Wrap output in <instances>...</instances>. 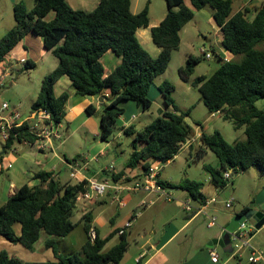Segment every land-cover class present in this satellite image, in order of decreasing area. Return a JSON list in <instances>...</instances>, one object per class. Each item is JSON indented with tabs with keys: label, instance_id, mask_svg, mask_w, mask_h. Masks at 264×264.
Masks as SVG:
<instances>
[{
	"label": "trees",
	"instance_id": "obj_1",
	"mask_svg": "<svg viewBox=\"0 0 264 264\" xmlns=\"http://www.w3.org/2000/svg\"><path fill=\"white\" fill-rule=\"evenodd\" d=\"M165 1L166 16L150 29L152 41L160 49L159 55L153 57L137 37L139 29L150 25L148 5L134 13L132 0H100L94 10L87 12L73 9L68 0H33V7L29 9L23 0H19L13 10L15 25L0 39V67L29 32L39 35L44 48L58 59V65L42 79L31 110L43 109L50 113L55 124L63 122L70 94H55V86L62 77L68 78L74 93L83 97H96L108 89L111 98L103 107L100 120L101 138L107 140L124 113L123 101H133L143 110L151 107L149 90L155 79L167 70L172 53L179 50L181 30L193 20L195 11L210 6L213 19L221 29L223 49L242 58L239 61L223 59L212 75L198 76L191 85L199 91L209 112L219 111L236 130L244 129L245 139L229 143L218 130L202 133L198 159H202L207 151L216 155L220 168L204 165V169L210 182L220 190L230 183L224 178L227 170L235 174L239 170L258 167L264 173V111L257 107V102L264 98V48L260 47L264 44V2L256 15L249 18L247 8L233 14L232 0H189L191 7L185 0ZM50 13H54V17L48 20ZM110 50L121 58V63L105 77L101 58ZM199 62L200 58L188 57L179 69L180 78L188 82ZM31 64L28 61L27 65L34 66ZM159 90L165 105L173 111L163 112L135 135L126 169L135 170L142 164L147 173L152 163H167L190 140L191 132L184 124L190 110H178L170 82L164 81ZM94 111L92 106L86 108L88 115ZM124 132L135 134V127L130 125ZM36 140L24 124L10 131L4 149L7 152L14 143L34 144ZM76 159L66 158L69 163ZM60 175L61 172L53 171L36 173L33 178L40 181L38 185H22L0 207V236L30 250L44 232L51 237L45 241V247L52 250L54 260L24 261L2 250L0 264L121 263L129 246L125 231L120 234L118 244L105 250L106 244L120 230L103 238L98 229L93 228L92 211L84 213L80 219L86 234L81 249L73 255L60 252L56 238L67 237L75 229L76 224L71 218L76 197L86 191L88 183L87 180L63 182ZM159 183L165 188L181 189L191 199L205 203L201 192L203 183L199 181L184 179L173 186L159 179ZM250 210L245 206L236 215H246ZM16 224L20 225V233L14 229ZM91 229L96 233L94 240L89 235Z\"/></svg>",
	"mask_w": 264,
	"mask_h": 264
},
{
	"label": "rangeland",
	"instance_id": "obj_2",
	"mask_svg": "<svg viewBox=\"0 0 264 264\" xmlns=\"http://www.w3.org/2000/svg\"><path fill=\"white\" fill-rule=\"evenodd\" d=\"M13 1L15 2L19 0ZM23 1L28 9L31 8L33 0ZM232 1L234 14L240 10L241 5L246 0ZM185 4L191 6L189 0H185ZM147 5L149 7L150 23H155L156 20L162 18L167 12V3L165 0H132L133 11L139 12ZM93 8V5H89L82 9L88 11ZM5 16L6 15H4L3 19L0 17V39L11 27L15 25L14 15L11 14L10 18L9 16ZM28 35L41 40L39 35L29 32L24 37L23 42H26L25 40H27L26 38ZM182 38L183 41L179 50L172 53V58L167 70L155 79L149 90L148 96L152 101V105L148 110H143L142 107L138 106L133 101H123L121 106L124 109V113L120 116L113 132L107 140H103L101 138L100 120L103 109L90 116L86 114L87 117H91V121L86 126L79 129H74V127L69 125L66 120H63V127L59 129L62 138L54 140L53 145L56 148V152L60 154L62 158L65 157V159L67 158L69 160H72L74 157L85 159L84 163H88L87 168H89L88 174L90 177L94 176L96 173H98L97 176L100 177L103 175L102 169L107 168L111 164H114L116 169L125 167V164L133 151L132 141L135 135L142 131L157 117L161 116L163 112L173 111L172 107L169 108L165 105L163 96L159 90V86L164 81H168L174 87L172 96L178 110L180 112L190 110V113L184 120V124L187 128H189L191 136L190 140L183 148H181L173 159L161 165L159 172L160 178L163 182L172 184L173 186H177L184 179L195 180L203 183V187L207 195L213 196L214 194H217V213L215 212L214 215L217 218H220L223 212L234 214L235 211H238L242 207L241 203H248V201H252L256 196H258L256 203L264 201V173H262L258 167H251L248 170H239L233 174L232 181L224 190H217V188L209 181V174L204 169V165H211L214 168H220V165L216 155L212 151H207L202 159H198L197 154L198 149L201 146V134H211L218 130L229 143L245 139V134L244 129L236 130L230 121L223 119L222 115H215L212 117L213 115L201 101L199 91L191 85L192 80L198 76L212 75L214 71H216L223 63V59L225 57H222L224 51L221 48V34L217 32V26L213 19V9L210 6H206L201 10L195 11V17L189 22L186 27V31L182 33ZM22 46L23 43L20 47L22 48ZM26 47L27 49L33 47L36 51H38L37 44L35 41H31L30 39H28V45L26 44ZM260 47L264 48V44ZM152 48L158 47L152 42ZM145 49L148 50V48ZM202 50H204L206 54H209L211 58H206V54H203ZM190 56L200 58V62L196 65L195 72L191 76V79L188 82H185L179 76V69L185 65L187 58ZM228 56L230 60L234 61H239L242 58V56H233L230 54H228ZM220 57L222 59H220ZM52 58H54V56ZM32 61L33 63L36 62L35 59H32ZM27 63L28 60L25 58H14L11 62H7L2 65V69L0 70V79H3V85L0 86V105L3 102H7L10 105V109L16 108L21 112V114L27 111L29 114L31 111V99L37 95L41 87L42 79L52 71L50 61L37 62L36 66H30L27 65ZM71 90H73L72 87ZM257 107L264 111V98L257 102ZM124 122L133 123L136 133H125L122 126ZM29 148H31L32 153H39L35 146H31ZM104 148L105 150H102ZM0 152L2 151L0 150ZM138 171L140 172L141 169L137 168L136 172ZM8 175H13L11 170L6 172L5 177ZM65 179H68V176H65ZM2 183L3 176L0 179V207L2 206ZM170 189L171 188L166 187L167 191ZM227 192L230 193L234 199H236V196L240 199L234 203V206L231 209H227L224 205V201L227 199L225 195ZM147 195L148 193L143 191H122L120 193H115V197L117 196L118 198H123L126 204H128L127 207H121L113 203L111 204L112 196H108V193L102 197H95L92 200L77 202L74 215L71 218L72 222L76 224V227L67 237L57 239L58 249L65 255H73L81 249V245L86 241V234L83 229V224L80 223V219L86 211L90 210L93 206H96V202L99 198L106 200L107 205L105 207H107V211L103 214V220L100 224L98 223V226L102 235H108L115 225L114 223L109 222V217L115 214V221L120 222L122 216L127 213V211L135 207V205ZM178 195L187 196L186 192L181 189H175L173 191L172 199H168L167 197L160 195H153L151 198L147 196V201L151 199L156 202V206L152 208V216H149L148 219H155L157 223L160 224L164 221V216L166 214L173 213V210L174 212L180 210L183 218H185L188 213L183 208L178 207L175 200V196ZM166 203H171L172 207H165L164 204ZM190 203L193 207H198L199 204V202L191 198ZM213 208L214 206L208 209V213H211L214 210ZM140 212L138 210L136 211L135 218L139 217ZM117 213H119V215H117ZM145 219L146 217L141 219L140 222L142 223ZM203 219L204 217L201 216L198 220L203 221ZM131 220L133 221V219ZM255 225L256 222L254 219H250L247 225L248 230H254V235L264 230L263 228L257 231L254 229ZM205 228H208L206 223ZM215 228L217 227H214V229ZM137 231H142L141 225H138ZM137 231H135L136 235ZM130 233V230H128V242L131 246L129 254L131 255L135 250V241L133 240V237H136V235L134 234L131 236ZM46 237L47 234L42 233L41 241L38 243L36 251L34 252L27 251V249L21 245H15L17 246L15 248H19V250H15V252L11 251V253L24 261L54 260L52 250L49 249L47 251L44 246L43 241ZM120 239L119 235H115L107 243L105 250H109L118 244ZM257 240L260 244L264 243L261 237ZM245 253V249L241 251V255L243 254V256H245L244 259L248 256ZM130 255H127V259L123 258L120 264H123V262L126 264H132L133 260Z\"/></svg>",
	"mask_w": 264,
	"mask_h": 264
},
{
	"label": "crops",
	"instance_id": "obj_3",
	"mask_svg": "<svg viewBox=\"0 0 264 264\" xmlns=\"http://www.w3.org/2000/svg\"><path fill=\"white\" fill-rule=\"evenodd\" d=\"M17 1L13 0H2L0 3V17L3 19L4 15L5 17L10 18L11 14L14 15V5ZM100 0H68L69 5L75 9V10H83L86 11L85 8L89 5H93L94 8L88 10L92 11L94 10ZM264 0H246L242 5L240 10H244L245 8L248 9V17L253 18L256 15V12L260 9L261 5L263 4ZM33 2L31 4V8L33 7ZM187 5V4H186ZM191 7V6H190ZM238 10V11H240ZM237 11V12H238ZM136 13L137 11H133ZM140 12V11H139ZM138 13V12H137ZM167 13V12H166ZM235 14V13H234ZM166 16V14L162 17L156 20L155 23H150L149 27L146 29H139L137 32V37L142 44L144 48H148V51L153 57H157L160 53L159 48H152V38L150 29L154 26H157L160 24V22L163 20V18ZM54 17V13H50L48 16V20L52 19ZM215 22V21H214ZM189 24V23H188ZM188 24L181 30V44L183 41L182 33L186 31V27ZM216 24V23H215ZM217 26V25H216ZM12 28V27H11ZM10 28V29H11ZM9 29V30H10ZM217 32L221 34L220 27L217 26ZM26 42H23L22 40L6 57L5 62L2 64L4 65L7 62H11L14 58L21 59L25 58L28 61H30L34 66H36L37 62H47L50 61L51 63V70L53 71L56 66L58 65V59L53 55L52 51H48L44 48L43 40L34 38V36L28 35ZM28 39L31 41H35L38 47V51H36L33 47H30L27 49L26 44L28 45ZM23 43L22 48L20 47ZM222 45V44H221ZM147 46V47H146ZM223 52V56L225 60H230L228 54L232 55L231 53L225 51L223 47L221 46ZM54 58H52L53 56ZM228 56V57H227ZM32 59H35V63H33ZM101 62L104 66V76H108L111 74L114 69L121 63V58L118 57L113 51H108L102 58ZM2 67H0V70ZM51 71V72H52ZM40 90V89H39ZM64 92H68L70 94L69 101L67 103V114L64 118V120L67 121V123L74 127V129H79L84 126H86L90 121L91 117H87L86 114V108L88 106H92L95 111L93 114H95L97 111L102 110L105 105L109 103V100L111 98V92L110 90H105L101 95L96 97H83L80 95H76L73 90H71V83L66 77H62L55 86V94L57 96L61 95ZM39 93V91H38ZM37 93V95H38ZM37 95L33 97L30 101V105L32 106L34 100L36 99ZM30 106V107H31ZM31 109V108H30ZM13 110H16L20 112L18 109L14 108ZM21 113V112H20ZM22 116H27L28 111L21 114ZM88 115V114H87ZM213 115V114H212ZM221 115V114H217ZM90 116V115H89ZM213 115L212 117H214ZM133 118V116H132ZM133 125V123L130 122H124L122 124L123 128H127L128 126ZM61 123V128H62ZM6 142L2 141L0 138V179L3 176V187L1 190V199H2V205L6 203L9 196L13 194L19 187H21L24 184H28L30 187L38 185L40 181L38 179H34L33 176L40 172V171H53V172H61V178L63 182H71L76 183L79 182L80 178L86 177L90 179H96L98 181H104L107 179L111 180V183L118 184V185H132L137 181L144 182L143 176H142V170L139 172H136L135 170L126 169L125 167H122L120 169H117V174L110 175L108 172H106V168L102 169L103 175L98 177V173L94 174V176L90 177L88 174L89 168L84 169L81 171V173L78 174V178H72L71 173H73L75 170L72 168V166L69 164V162L60 154L56 152V148L52 144V147L46 151H39L37 149L36 144L32 143H14L12 147L6 152L4 149ZM36 147V149L39 151V153L34 154L31 152V148L29 147ZM102 150H105L102 149ZM102 154V153H101ZM83 159V163H84ZM83 165V164H82ZM142 165V164H141ZM139 166L138 169H142V166ZM11 170L13 175H8L5 177L6 172ZM109 176H108V174ZM100 175V174H99ZM65 176H68V179H65ZM158 178L160 181H163L160 178V173ZM210 181V177H209ZM175 189H170L169 192H172ZM217 190H219L217 188ZM202 194L205 196V202H208L213 197H216L217 201L215 203H212L208 205V209H210L212 206H214V210L211 213H208L210 216L216 217L214 214L216 211V204L218 203L217 194H214L213 196L207 195L205 193L204 187L201 190ZM108 196H112V202L111 204H117L115 201V191L110 189L108 190ZM153 195L157 194H148L147 196L151 198ZM187 196L178 195L175 196V200L178 207L182 208V203L186 200H189L191 197L186 192ZM226 197L233 198V206L234 203L239 199L238 196H236V199L230 194L226 193ZM228 195V196H227ZM142 198L132 209L127 211L125 213L120 222L115 221V214L111 215L109 217V222L114 223V227L112 230L108 233V235H102L101 230L99 229L98 223L100 224L103 220L102 216L107 211V205L106 200L98 199L96 202V206L92 207L88 211H92L93 213V228L98 229L101 236L103 238L109 236L113 231L124 229L128 222L131 223V225L126 228L124 231L127 235L128 240V230H130V234L136 235L135 231H137L138 225L142 226V231H137L136 237H133L135 241V250L130 255V243L128 246V250L125 253L124 258L127 259V255H130V257L133 260L132 264H264L263 262H257V263H250L249 257L252 254L253 250H261L264 254V243L260 244L258 243V240L260 237L264 241V230H262L260 233L255 234L250 242V247L245 249V254H247V258L244 259L245 256L243 254L238 256L232 245V241L230 243H225L223 246L217 244L213 246H209L210 243H212L215 240H220L223 237L224 232L228 228V226L231 224L232 219L236 216L237 213H239L243 207L248 206L251 210H255L258 213L263 214L264 216V201L256 203V200L258 196L253 198L252 201H242L246 203H241L242 207L235 211L234 214L232 213H226L223 212L222 216L220 218H217L216 226H213L211 228H205V223H208V219L203 214H195L194 212L188 213L185 218H183L181 211L177 210L173 213L166 214L164 217V221L162 223H157L155 219H148L149 216H152V208L156 206V202L153 200V205L147 208H143L141 212L139 211V207L141 206L142 202L145 201L148 197ZM264 196V194H263ZM188 198V199H187ZM123 200V198H121ZM148 200V199H147ZM240 200V199H239ZM264 200V199H263ZM149 201H152L151 199ZM198 202V201H197ZM222 202V201H221ZM226 201H224V205L226 207ZM201 205V203H199ZM198 204V206H200ZM128 204L123 200V205H119L121 207H127ZM165 207L170 208L171 203L164 204ZM233 206L231 208H233ZM160 207V206H159ZM158 207V208H159ZM172 207V206H171ZM227 208V207H226ZM227 208V209H231ZM139 211L140 215L139 217L135 218L136 211ZM159 210V209H158ZM86 211V212H88ZM156 211V210H153ZM85 212V213H86ZM142 213V214H141ZM119 215V213H117ZM148 215V216H147ZM201 216L204 217L203 221L198 220ZM143 222L141 223V219L145 218ZM133 219V221L131 220ZM220 220V221H219ZM219 221V223H218ZM82 224V223H81ZM123 224V225H122ZM214 227H217L214 229ZM264 226L261 228L263 229ZM14 229L17 233H20V225L16 224L14 226ZM44 233V232H43ZM46 234V233H45ZM150 234V235H148ZM42 235V234H41ZM116 235H119L117 233ZM51 238L47 235V237L44 239V246L45 241L47 239ZM64 238V237H63ZM58 238H56L57 240ZM62 239V238H61ZM41 238L37 243H35L34 247L32 249H27V251L34 252L36 251V247L38 243H40ZM58 242V240H57ZM84 244V243H83ZM82 244V245H83ZM19 244H12L8 242L5 238L0 236V251L5 250L10 255L16 256L11 253L15 252V250H19V248H15ZM81 245V247H82ZM107 245V244H106ZM46 248V247H45ZM26 249V248H25ZM48 251L49 249L46 248ZM215 250L217 251L219 255L218 260H213L210 256V251ZM61 252V251H60ZM123 264H126L123 262Z\"/></svg>",
	"mask_w": 264,
	"mask_h": 264
},
{
	"label": "built area",
	"instance_id": "obj_4",
	"mask_svg": "<svg viewBox=\"0 0 264 264\" xmlns=\"http://www.w3.org/2000/svg\"><path fill=\"white\" fill-rule=\"evenodd\" d=\"M203 54H206L204 50H202ZM206 58H211L209 54H206ZM3 85V79H0V86ZM221 114L219 111L214 113L213 115ZM24 124L28 126V132L32 135H34L37 140L34 144H36L37 149L41 151H46L52 147L54 140L61 139V134L59 132V129H61V124H55L51 118V115L49 112L39 109V110H31L27 116H22L20 112L10 109V105L7 102H3L0 105V138L2 141L6 142L9 138L10 131L15 128H20ZM28 143V142H27ZM186 144V143H185ZM182 145L181 148L184 147ZM72 168L75 170L73 173H71L72 178H77L78 174L81 173L82 170L87 169L88 163H83V158H77L73 162L69 163ZM83 164V165H82ZM161 169V164L159 163H152L148 172L146 173L143 169L142 170V176L144 178V182L137 181L132 185H118V184H111V180H104V181H98L96 179H90L86 177H81L79 182L83 180H87L86 185V191L80 192L76 197V204L77 202H81L84 200H92L95 197H102L105 195L108 190L112 189L116 193H120L122 191H133V192H147L148 194H157L160 196L167 197L168 199H172L173 195L172 192H169L166 190V188L159 183V172ZM106 172L114 175L117 174V169L114 164H111L106 168ZM224 178L228 180V182H231L233 178V171L227 170L224 172ZM115 201L119 205H123V200L121 198L115 197ZM217 201L216 197H213L208 202L201 203L198 207H193L190 203V199L186 200L182 203V208L188 212L195 214H203L208 219V227L211 228L216 225V217L210 216L207 213L208 205L215 203ZM233 198L228 197L226 199V207L231 208L233 206ZM154 203L153 201H143L141 206L139 207V211H141L143 208H147L152 206ZM131 225L130 222L127 223L126 227L124 229H121L119 231V234H122L126 228H128ZM248 221H245L239 225V227L231 233V241L233 245V249L235 253L240 256L241 251L244 249H247L250 247L251 239L254 236V230H248L247 229ZM255 229V228H254ZM92 240L95 239L96 233L94 229L90 230L89 233ZM210 256L213 260H218L219 255L217 251L211 250ZM250 263H257V262H263L264 263V254L262 251L259 250H253L252 254L249 257Z\"/></svg>",
	"mask_w": 264,
	"mask_h": 264
},
{
	"label": "water",
	"instance_id": "obj_5",
	"mask_svg": "<svg viewBox=\"0 0 264 264\" xmlns=\"http://www.w3.org/2000/svg\"><path fill=\"white\" fill-rule=\"evenodd\" d=\"M228 196V195H227ZM250 219H254L256 225L254 228L258 231L264 226V216L261 213L256 212L255 210H250L246 215H236L233 219L231 224L228 226L226 231L223 234V237L220 240H215L209 244V246L213 245H221L223 246L225 243H230L231 241V233H233L241 223L248 221Z\"/></svg>",
	"mask_w": 264,
	"mask_h": 264
}]
</instances>
